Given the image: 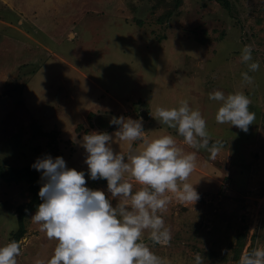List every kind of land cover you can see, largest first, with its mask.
I'll use <instances>...</instances> for the list:
<instances>
[{"label": "rangeland", "instance_id": "374dc122", "mask_svg": "<svg viewBox=\"0 0 264 264\" xmlns=\"http://www.w3.org/2000/svg\"><path fill=\"white\" fill-rule=\"evenodd\" d=\"M247 44L260 63L249 73L252 86L240 75ZM215 90L249 96L256 119L248 132L215 121ZM182 99L206 119L210 143L222 142L215 160L154 118L157 106ZM120 115L142 118L149 137L170 134L196 152L188 182L200 199L169 204V245L145 234L156 255L166 264H194L197 253L202 264H239L244 252L264 247V0H0L1 167L51 154L86 171L76 141L93 130L112 133L109 120ZM86 183L106 190L105 180ZM34 198L29 182L0 176V246L29 239L17 264L46 260L55 246L31 221L36 209L21 217Z\"/></svg>", "mask_w": 264, "mask_h": 264}, {"label": "clouds", "instance_id": "9594fccd", "mask_svg": "<svg viewBox=\"0 0 264 264\" xmlns=\"http://www.w3.org/2000/svg\"><path fill=\"white\" fill-rule=\"evenodd\" d=\"M252 51L251 44L244 45L239 56L247 66L240 74L247 86L254 84L249 73L260 68ZM208 97L219 104L218 124L248 132L256 119L248 95L215 90ZM154 118L175 129L184 144L207 150L209 159L215 160L223 147L219 140L210 143L206 119L187 99L176 107L157 106ZM109 124L117 126L112 133L93 130L76 141L84 149L86 171L69 168L62 156L51 154L37 157L30 165L42 181L37 193L42 202L30 219L48 240L55 241L51 255L33 264H166L144 237L147 234L153 244L169 245L172 232L164 215L169 204L193 206L200 199L196 184L188 182L196 167V152L183 151L170 134L149 137L142 118L113 116ZM114 144L126 150L115 151ZM86 176L105 180L106 190L88 187ZM134 183L139 185L136 190ZM21 243L27 245L29 239L0 246V264H17ZM194 264H202L199 253ZM239 264H264V247L244 252Z\"/></svg>", "mask_w": 264, "mask_h": 264}, {"label": "trees", "instance_id": "16d2710c", "mask_svg": "<svg viewBox=\"0 0 264 264\" xmlns=\"http://www.w3.org/2000/svg\"><path fill=\"white\" fill-rule=\"evenodd\" d=\"M0 176L6 179L7 181H27L31 184V188L35 193V198L20 207L19 211L21 213L22 218L30 211L35 210L36 206L42 202L37 195L39 188L42 184L39 181L37 170L33 169L30 166H26L23 168L9 167L7 169L0 166Z\"/></svg>", "mask_w": 264, "mask_h": 264}]
</instances>
